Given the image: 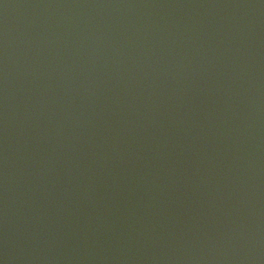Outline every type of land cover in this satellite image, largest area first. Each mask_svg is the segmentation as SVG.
I'll use <instances>...</instances> for the list:
<instances>
[{
    "label": "water",
    "instance_id": "1",
    "mask_svg": "<svg viewBox=\"0 0 264 264\" xmlns=\"http://www.w3.org/2000/svg\"><path fill=\"white\" fill-rule=\"evenodd\" d=\"M0 264H264V0H0Z\"/></svg>",
    "mask_w": 264,
    "mask_h": 264
}]
</instances>
